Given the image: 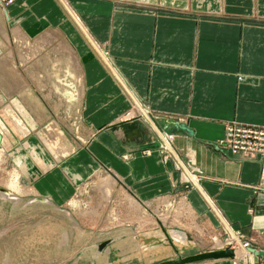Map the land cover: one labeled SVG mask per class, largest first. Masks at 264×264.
Here are the masks:
<instances>
[{
    "label": "crops",
    "instance_id": "0c3cea01",
    "mask_svg": "<svg viewBox=\"0 0 264 264\" xmlns=\"http://www.w3.org/2000/svg\"><path fill=\"white\" fill-rule=\"evenodd\" d=\"M0 71L21 134L0 150L35 197L61 208L103 171L166 198L176 164L198 217L264 242V157L220 145L228 126L264 130V0H0Z\"/></svg>",
    "mask_w": 264,
    "mask_h": 264
},
{
    "label": "rangeland",
    "instance_id": "374dc122",
    "mask_svg": "<svg viewBox=\"0 0 264 264\" xmlns=\"http://www.w3.org/2000/svg\"><path fill=\"white\" fill-rule=\"evenodd\" d=\"M12 1L4 0L6 4ZM15 45L17 46L18 42ZM16 67L19 69L18 64ZM11 91L12 98L7 100V104L12 107V117L13 119L17 118L16 122H18L20 111L18 110V107H20L19 89L13 88ZM15 105L17 109H15ZM7 115L2 107L0 111V136L2 137V133L7 132L10 137L20 139L21 134ZM160 134L163 133L160 131ZM159 148L162 153L164 152L163 158L171 160L168 151H163L162 143H160ZM0 151L4 153L3 150ZM4 155L5 161L0 163V194L3 191L10 193L6 186L7 181L10 179L9 176L17 174L16 172H19L20 169L16 165L19 158L17 159L15 156L12 158L7 152ZM250 158L256 159L258 157ZM171 161L175 164L173 159ZM175 168L178 171L180 191L166 194V201L160 200L156 203L155 200H159L163 195L157 196L156 199L148 201L152 204L151 209L143 206L146 210H138L141 213L139 220L130 221L128 224L123 223L124 225L117 228L111 226L108 231L104 232L98 226L100 223L96 224L99 218V222H109L110 225L117 226L119 225L115 224L117 218L121 220L132 218L133 215L138 213L136 211L138 207L126 205L127 200L124 196V199L123 197L116 198L115 205L97 207L98 202L91 190L94 189V186H97L96 184L100 183L94 179V176L91 180L85 181L79 189L80 193L78 192L71 199L77 201V209L80 215H77L66 205L61 208L53 207L45 200L31 194L22 197L17 193H13L12 200L0 197V264H159L177 258H187L216 248L218 250L228 249L233 251L240 249L242 246L247 247V249H254L256 252L264 251V242L261 243L262 241L259 239H245L238 231H235L237 236L239 235L240 244H238L230 241L228 229H223L221 224L216 223V221L208 222L209 218L198 217L195 213L193 217L188 215L184 210V205H190L185 197L187 191L190 190L189 187L192 186L182 179V170L176 164ZM23 180L20 174L19 181L22 182ZM120 192L113 189L112 194L117 197ZM138 202L144 204L147 201L138 199ZM182 202H185V204H182ZM92 211L95 214L97 212V216L93 215ZM120 212H123L122 215ZM88 215L89 217L93 216L89 219ZM111 215L113 217H110ZM80 216L88 217L86 218V224L83 223ZM103 217L108 219L104 221ZM148 217L157 218V220L148 221L149 223L146 225L145 219ZM162 218L166 220V223H161ZM92 219L95 224L91 225ZM158 223L165 225L160 228ZM136 225L138 227H149L150 229L156 228V230L140 233L141 238L134 237L132 234L138 228ZM176 233H185L191 240H183ZM250 255L252 256V253ZM242 259L243 261L234 258L205 260L190 264H264V257L261 256L253 255L252 263H247L244 258Z\"/></svg>",
    "mask_w": 264,
    "mask_h": 264
},
{
    "label": "bare ground",
    "instance_id": "6f19581e",
    "mask_svg": "<svg viewBox=\"0 0 264 264\" xmlns=\"http://www.w3.org/2000/svg\"><path fill=\"white\" fill-rule=\"evenodd\" d=\"M2 70V69H1ZM3 71V70H2ZM0 74H1V76L0 77H2V78H5L4 77V73L3 72H1L0 71ZM0 80H1V78H0ZM3 82V81H2ZM13 88H18V86H14ZM61 95V94H60ZM69 96V95H68ZM66 98V97H65ZM125 122V121H124ZM122 124V123H121ZM127 124V123H126ZM165 137V136H164ZM0 144H1V136H0ZM163 145H164V142L162 143ZM163 145H162V147H163ZM33 155H34V153H32ZM169 154V153H168ZM170 155V154H169ZM5 155H4V153H0V163L1 162H4L5 161V157H4ZM35 157V156H34ZM187 169V168H186ZM191 173V172H190ZM12 174V173H11ZM191 175H193L192 173H191ZM95 177V178H94ZM94 179H96V181H99V183L101 184H96L97 186H94V189H92L91 191H93V195H94V198L96 197V201L98 202V205H96L97 207H106V206H110V205H115V203H116V198H122L123 196L125 197V199L127 200V202L125 203L126 205H130V206H135V207H138L137 209H136V211H138V210H140V209H143V210H146L144 207H148L149 209H151V206H152V204L151 203H149V202H144V204H140L139 202H138V199L134 196V195H132L127 189H125L123 186H121L116 180H115V178H113L112 176H110V175H107L105 172H103V171H98L95 175H94ZM103 178V180H102V178ZM9 180L7 181V189H9L10 190V193L9 192H6V191H3V192H1V194H0V197H2V198H4V199H8V200H12L13 198H12V195H13V193H17L18 195H21L22 197L23 196H26V195H29V194H31V195H36V193H37V191L35 190V188L33 187V186H30L29 185V180H23L22 182H20L19 181V179H20V176H19V174H13V175H11V177L9 176ZM95 184V183H94ZM113 189H115V190H119V191H121L119 194H118V196L117 197H114L113 196V194H112V192H113ZM121 189V190H120ZM6 190V189H5ZM90 192V191H89ZM80 193V192H79ZM17 195V196H18ZM92 195V194H91ZM20 197V196H19ZM124 197H123V199H124ZM89 199V198H88ZM92 199H93V197H92ZM160 200H162V201H166L167 199L166 198H162V199H159V200H156L155 202L157 203V202H159ZM123 201V200H122ZM155 202H153V203H155ZM88 203V202H87ZM95 203V202H94ZM117 203H118V201H117ZM120 203V202H119ZM155 203V204H156ZM182 204H185L184 202H182ZM15 205H17V203H15ZM66 206H68V207H70L71 208V210L73 211V212H75L77 215H80L79 213H78V203H77V201H74V200H71V201H69L68 203H66L65 204ZM84 205V204H83ZM104 205V206H103ZM90 206V205H89ZM95 206V205H94ZM125 206V205H124ZM144 206V207H143ZM186 208H185V207ZM183 207H184V210L186 211V213H188V215H192V217H193V215H194V212H193V210L189 207V206H187L186 204L184 205ZM81 207V206H80ZM87 207V206H86ZM91 207H93V206H91ZM97 207H95V208H97ZM123 207V206H122ZM155 207V206H154ZM69 208V209H70ZM158 208V207H157ZM93 209V208H92ZM116 209V208H115ZM125 209V208H124ZM80 210V209H79ZM90 210V209H89ZM88 210V211H89ZM96 210V209H95ZM106 210V209H105ZM107 210H109V209H107ZM123 210V209H122ZM121 210V211H122ZM96 211H98V210H96ZM118 211V210H117ZM125 211V210H124ZM154 211V210H153ZM93 212V211H92ZM102 212V211H101ZM140 212H143V211H140ZM108 213V212H107ZM121 213V212H120ZM123 213V212H122ZM122 213H121V215H122ZM143 213H145V212H143ZM148 213V212H147ZM146 213V214H147ZM157 213V212H156ZM88 214V213H87ZM96 214H97V212H96ZM95 214V212H93V215H96ZM118 214V213H117ZM140 214L141 213H139V211H138V213L137 214H135V215H133L132 216V218H129V219H125V220H129V221H125L124 219L123 220H121V219H116V225L117 224H119V225H117V226H115V225H110V223L109 222H99L100 221V218H99V221H97L96 222V224L98 225L99 223V227L101 228V230H103V232L104 231H108L110 228L109 227H111V226H114L115 228H117L118 226H122V225H124V224H128V222H130V221H136V220H139L141 217H139L140 216ZM90 215V214H89ZM89 215H88V217H89ZM92 215V216H93ZM120 215V216H121ZM91 216V217H92ZM97 216V215H96ZM108 216V215H107ZM155 216V214L153 215V217ZM80 217H82V216H80ZM87 216H85V217H82L81 219H82V221H83V223L84 224H86V218H88ZM91 217H89V219L91 218ZM100 217V216H99ZM110 217H113L112 215L110 216ZM126 217V216H125ZM75 218H76V216H75ZM78 218V217H77ZM104 218V217H103ZM121 218H123V217H121ZM96 219V218H95ZM94 219V220H95ZM108 218H104V221L105 220H107ZM88 220V219H87ZM98 220V219H97ZM110 220V219H109ZM108 220V221H109ZM112 220H113V218H112ZM152 220H157V218H147V219H145V223H146V225L149 223L148 221H152ZM89 222H90V220H88ZM96 221V220H95ZM103 221V220H102ZM123 221H125V222H123ZM166 220H164V218H162V221H161V223L163 222V223H166L165 222ZM91 225L92 224H95L94 223V221H93V219L91 220ZM115 222V221H114ZM124 223V224H123ZM133 223H135V222H133ZM133 223H131V224H133ZM159 225H158V227H164L163 225H165V224H160V223H158ZM82 225V224H81ZM110 225V226H109ZM87 226V225H86ZM137 226V225H136ZM138 227V226H137ZM149 227H143V226H139L138 228H136V231L137 232H139V231H144V230H146V229H148ZM150 229V228H149ZM149 229L148 230H146V231H149ZM152 231H154V230H152ZM229 234H230V241H234V242H236V243H238V244H240V241L238 240L239 239V235L237 236V234L235 233V232H233V231H231V232H229ZM176 235H178L180 238H182L183 240L184 239H186L185 238V235L183 234V233H176ZM140 237V236H139ZM141 238V237H140ZM220 250H222V249H220ZM210 251H213V250H210ZM249 250L247 249V247L246 248H244V247H240V249H237V250H233V258L234 259H239V260H241V261H243V259L242 258H244V260L247 262V263H252L253 262V257L250 255V253L248 252ZM219 260V259H218Z\"/></svg>",
    "mask_w": 264,
    "mask_h": 264
},
{
    "label": "built area",
    "instance_id": "2783aa9c",
    "mask_svg": "<svg viewBox=\"0 0 264 264\" xmlns=\"http://www.w3.org/2000/svg\"><path fill=\"white\" fill-rule=\"evenodd\" d=\"M220 145L232 154H241L248 158L254 156L262 158L264 157V130L242 126H228ZM162 149L163 151H167L164 147ZM183 168L186 169L185 166Z\"/></svg>",
    "mask_w": 264,
    "mask_h": 264
},
{
    "label": "water",
    "instance_id": "95a60500",
    "mask_svg": "<svg viewBox=\"0 0 264 264\" xmlns=\"http://www.w3.org/2000/svg\"><path fill=\"white\" fill-rule=\"evenodd\" d=\"M185 238L187 240H191L189 236L185 233ZM100 247V246H99ZM254 256H261L264 257V251L256 252L254 249H248ZM233 258V251L224 249V250H214L208 252H202L193 256H189L187 258H177L176 260L165 261L159 264H190L194 262H201L205 260H218V259H232Z\"/></svg>",
    "mask_w": 264,
    "mask_h": 264
},
{
    "label": "flooded vegetation",
    "instance_id": "af4514ba",
    "mask_svg": "<svg viewBox=\"0 0 264 264\" xmlns=\"http://www.w3.org/2000/svg\"><path fill=\"white\" fill-rule=\"evenodd\" d=\"M152 230H156V228L149 229V231H152ZM144 231H146V230H144ZM144 231H139V232L135 231V233L139 234V233H142V232H144ZM138 237H139V236H138Z\"/></svg>",
    "mask_w": 264,
    "mask_h": 264
}]
</instances>
